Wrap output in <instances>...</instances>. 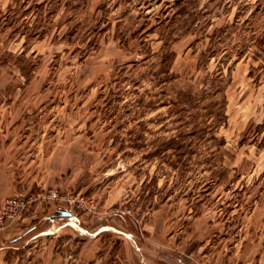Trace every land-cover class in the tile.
Returning <instances> with one entry per match:
<instances>
[{
  "label": "rangeland",
  "instance_id": "374dc122",
  "mask_svg": "<svg viewBox=\"0 0 264 264\" xmlns=\"http://www.w3.org/2000/svg\"><path fill=\"white\" fill-rule=\"evenodd\" d=\"M263 122L264 0H0V264H264Z\"/></svg>",
  "mask_w": 264,
  "mask_h": 264
},
{
  "label": "trees",
  "instance_id": "16d2710c",
  "mask_svg": "<svg viewBox=\"0 0 264 264\" xmlns=\"http://www.w3.org/2000/svg\"><path fill=\"white\" fill-rule=\"evenodd\" d=\"M221 100H222V101H221L222 103L225 101V97H224L223 93H222ZM218 109H219V108H218ZM220 109H221V110H220ZM220 109L216 111L217 116H219V117H225V112H224L223 106H221ZM204 115H206V114H204ZM210 115H211V114H210ZM260 125L264 126V122H263L262 124H260ZM259 127H260V126H259ZM255 132H258V129H256ZM242 139H244V138H242ZM259 144H260L259 146L264 147V136H263V138L260 140V143H259Z\"/></svg>",
  "mask_w": 264,
  "mask_h": 264
},
{
  "label": "water",
  "instance_id": "95a60500",
  "mask_svg": "<svg viewBox=\"0 0 264 264\" xmlns=\"http://www.w3.org/2000/svg\"><path fill=\"white\" fill-rule=\"evenodd\" d=\"M60 214L61 215H70V212L69 211H65V210H61Z\"/></svg>",
  "mask_w": 264,
  "mask_h": 264
}]
</instances>
